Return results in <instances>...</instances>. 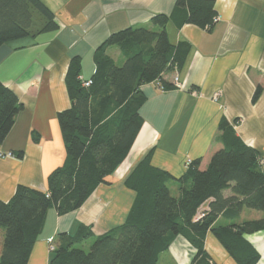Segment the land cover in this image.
Wrapping results in <instances>:
<instances>
[{"label": "trees", "instance_id": "obj_1", "mask_svg": "<svg viewBox=\"0 0 264 264\" xmlns=\"http://www.w3.org/2000/svg\"><path fill=\"white\" fill-rule=\"evenodd\" d=\"M215 17L214 0H177L170 15L152 17L157 30L134 26L112 33L95 52L89 87L81 79V58L71 59L66 75L71 106L57 115L66 159L49 174L47 191L20 184L9 201L0 200V264H28L50 208L59 216L76 211L101 184H109L143 126L140 109L147 97L142 87L158 81L164 90L174 89L163 75L181 72L191 53L187 41H170L168 24L209 29ZM57 28L55 14L42 0H0V47ZM113 46L125 59L122 66L106 53ZM261 93L258 87L254 102ZM22 109L15 92L0 82V144ZM219 131L223 147L207 169H200L201 159L191 160L179 178L155 167L149 151L125 178V187L135 193L125 221L95 238L88 252L76 246L93 236L90 227L60 233L49 264H159L178 237L194 249L190 264H216L205 249L208 232L235 264H258L261 253L247 236L264 232V165L260 153L237 137L227 120ZM171 181L179 184V196H172ZM227 190L231 196L224 195ZM200 209L204 217L196 220ZM244 209L263 217L215 225L219 217L238 219Z\"/></svg>", "mask_w": 264, "mask_h": 264}, {"label": "crops", "instance_id": "obj_2", "mask_svg": "<svg viewBox=\"0 0 264 264\" xmlns=\"http://www.w3.org/2000/svg\"><path fill=\"white\" fill-rule=\"evenodd\" d=\"M42 1L55 14L58 28L0 47V82L23 105L0 144V153L14 154L0 158V200L5 202L20 184L47 191L49 174L66 159L57 115L71 106L66 86L71 59L81 58V79L90 80L96 69L95 52L112 33L134 26L157 30L150 24L152 17L170 15L177 0ZM214 3L220 21L209 29L168 24L173 44L187 41L192 46L184 69L163 75L173 85L177 76L181 89H160L157 82L142 87L147 97L140 109L144 123L129 155L109 184H101L80 209L63 216L49 209L28 264H49V241L56 242L60 233L74 234L84 225L91 228L93 236L88 241L93 242L121 225L135 199V193L124 185L125 178L151 150L152 164L176 178L186 172L188 160L201 159L200 169L205 170L212 155L223 147L219 125L225 119L237 137L264 156V0ZM106 53L115 61L123 57L117 46L107 48ZM258 87L262 93L254 102ZM224 195L232 193L227 190ZM262 217L261 212L244 209L238 219L219 217L215 225ZM247 239L261 253L258 264H264V232ZM2 243L0 230V254ZM204 245L216 264L234 263L212 233L206 234ZM165 254L172 264H190L194 249L178 237Z\"/></svg>", "mask_w": 264, "mask_h": 264}, {"label": "built area", "instance_id": "obj_3", "mask_svg": "<svg viewBox=\"0 0 264 264\" xmlns=\"http://www.w3.org/2000/svg\"><path fill=\"white\" fill-rule=\"evenodd\" d=\"M218 21H220V16H216L214 18L213 24H216ZM82 82H83V86H85V87H89L92 84V80L91 79L90 80H87V81H84L83 80ZM156 82H157V86L160 89H163V87L159 84V82L158 81H156ZM173 83H174V87L175 88L181 89L182 86H181V84H180L179 79H178L177 76H175ZM219 95H220L219 93L218 94H215L214 99H217ZM4 157H14V154L11 153V152L10 153H7V154L0 153V158H4ZM190 163H191V160H188L187 163H186V167ZM260 164L264 165V156H261V158H260ZM204 210L205 209H200L198 215L196 216V220H199V219H201V218L204 217ZM49 243H50V251H53L54 250V239H51L49 241Z\"/></svg>", "mask_w": 264, "mask_h": 264}, {"label": "rangeland", "instance_id": "obj_4", "mask_svg": "<svg viewBox=\"0 0 264 264\" xmlns=\"http://www.w3.org/2000/svg\"><path fill=\"white\" fill-rule=\"evenodd\" d=\"M124 61H125V59L123 57L121 59H116V63L118 66H122L124 64ZM169 188H170L172 196L176 197L179 195V184L177 182L170 183ZM93 242H94V240H93ZM93 242L86 241V242H83L81 244H78L76 247L83 249L84 251L88 252L90 250ZM159 264H172V262L170 261L169 256L167 254H165L160 258ZM233 264H235V263H233Z\"/></svg>", "mask_w": 264, "mask_h": 264}]
</instances>
